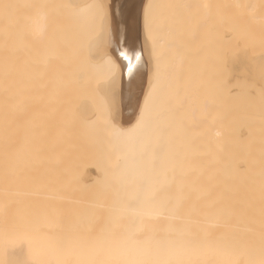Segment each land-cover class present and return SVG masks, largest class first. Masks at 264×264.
<instances>
[{
    "label": "bare ground",
    "instance_id": "6f19581e",
    "mask_svg": "<svg viewBox=\"0 0 264 264\" xmlns=\"http://www.w3.org/2000/svg\"><path fill=\"white\" fill-rule=\"evenodd\" d=\"M152 1L107 0L110 16L102 31L111 33L107 51L116 64L114 81L120 76L123 85L121 93H112L113 106L121 108L120 119H129L127 124L114 119V126L136 129L142 113L144 125L129 137L115 138L104 130L105 156L115 169L107 168L115 170L112 175L118 180L111 178V185L103 177L100 196L56 197L57 206L66 207L67 219L64 233L61 227L50 230V244L60 246L63 238L66 246L92 256L93 264L101 259L111 264H147L169 248L191 254L193 261L213 254L225 264H260L264 259V0H241L236 4V9L242 5L238 14L233 11L237 0L234 4L226 0L223 28L203 27L192 34L190 47L199 68V120L193 121L200 122V127L195 124L200 136L194 133L199 141H194L199 143L194 145L195 169L183 166L180 178L172 173L176 161L168 159L154 167L150 156L149 129L159 127L149 126L148 107L145 110L150 92L145 83L158 44L145 17ZM70 2L79 5L74 13L63 7ZM91 17V0H0L1 225L17 223L22 214L24 190L18 176L29 80L36 78L42 100L40 131L44 141L51 142L57 128L50 114L51 87L65 67L64 54L87 49L93 39ZM186 38L182 36V48H186ZM121 49L130 55L142 53L139 65L132 57L131 75L127 73L129 61L119 56ZM138 70L141 92L130 103L128 88ZM197 129L193 132L198 133ZM154 143L172 146L159 135L154 136ZM163 171L167 176L161 179ZM78 185L73 184V189ZM3 244L7 248V241Z\"/></svg>",
    "mask_w": 264,
    "mask_h": 264
},
{
    "label": "rangeland",
    "instance_id": "374dc122",
    "mask_svg": "<svg viewBox=\"0 0 264 264\" xmlns=\"http://www.w3.org/2000/svg\"><path fill=\"white\" fill-rule=\"evenodd\" d=\"M235 1L232 0L233 4ZM238 1L240 2L237 3ZM225 3L226 0H153V7L149 10V29L156 36L154 41L158 44L152 54L154 61L150 77L145 83L146 89L150 91L147 114L149 126H159L149 129V139L153 142L150 156L154 167H159L168 159L176 161L177 166L172 173L177 178L182 175L181 169L185 165H189L188 171L189 168L194 171L195 146L199 145L194 133L200 136V128L197 129L200 122L198 124L193 121L199 118V68L190 47L194 43L192 34L195 31L200 33L203 27L223 28L226 20ZM240 3L241 0H237L234 4L233 11L237 14L242 5L236 9V4ZM97 5L103 7L99 8ZM109 7L107 0H91L92 17L88 24L93 39L108 22ZM135 18L138 23L140 17ZM219 19L223 21L221 24ZM237 19L240 20V16ZM182 36L187 37L184 42L186 48H182ZM63 58L65 67L54 79L51 87L50 114L55 117L57 127L51 142H45L40 131L38 114L42 110V100L37 90L36 78L31 77L27 85L28 91L24 93L26 103L24 102L22 117L23 161L18 176L24 190L20 204L22 214L17 223L16 220L7 221L4 225L0 223V244L4 245L7 241V248L0 246V264H93L94 261L92 256L84 255L81 249L66 246L62 237L60 246L54 247L50 244V230H55V226L56 229L61 227L64 233L67 219L66 207L62 205L65 202L61 201L62 206L59 208L56 197L78 195L88 198L94 194L100 196L103 194V180L106 178L113 185L111 178L117 177L112 175L115 171L112 165L113 170L109 171L107 168V165L110 167L109 162H112L105 156L106 129L100 119L99 102L94 98L96 82L94 71L88 62V49H73L64 54ZM139 72L138 70L135 73L131 81L134 83L132 88H128L131 91L130 95L128 93L130 103H134L141 92L137 83ZM116 91H123L120 76L115 80L114 92ZM112 97V94L108 97L107 105L113 120L119 119L122 124H127L129 119H120L121 108L114 110ZM194 129L198 133L193 132ZM155 135L164 136L172 146L166 148L155 144ZM103 171H107V174ZM162 174L164 175L160 177L158 173L164 179L167 173L163 171ZM74 178H79V182ZM75 183L79 185L73 189ZM104 194L108 192L104 191ZM2 233L12 237L5 238ZM11 240H15L14 243H10ZM212 255L193 261L191 254L179 253L169 248L163 256L155 257L156 260L150 258L147 264H225ZM96 264L111 262L101 259Z\"/></svg>",
    "mask_w": 264,
    "mask_h": 264
},
{
    "label": "snow or ice",
    "instance_id": "6c2138e0",
    "mask_svg": "<svg viewBox=\"0 0 264 264\" xmlns=\"http://www.w3.org/2000/svg\"><path fill=\"white\" fill-rule=\"evenodd\" d=\"M64 8L71 10L73 13L79 8V5L75 2H70L63 5ZM97 7L102 8L103 5H97ZM153 6L149 4L145 9L146 22L148 20L149 10ZM111 45V33L110 31H102L95 39H90L87 44L88 49V62L89 66L93 69L95 74L96 90H95V100L99 102V108L101 110V121L106 130L110 131V134L115 138L129 137L137 129L143 127L144 125V114H141L140 121L136 126V129L123 130L114 126L113 117L111 111L107 105L108 97L114 91V74L116 70L115 61L108 54V48ZM119 56L129 61L127 64V73L132 74L134 65L131 63L132 57L134 56L136 65L142 59V53L139 51L134 52L130 55L127 51L120 50ZM261 70L264 73V59L261 61ZM150 101V96L145 98V110L148 107ZM104 113H107L105 115ZM260 264H264V259H261Z\"/></svg>",
    "mask_w": 264,
    "mask_h": 264
}]
</instances>
